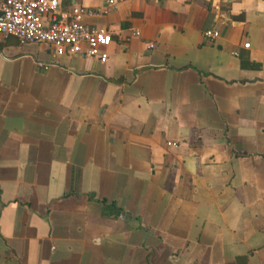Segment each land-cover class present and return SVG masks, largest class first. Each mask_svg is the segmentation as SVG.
Wrapping results in <instances>:
<instances>
[{"label": "crops", "instance_id": "obj_1", "mask_svg": "<svg viewBox=\"0 0 264 264\" xmlns=\"http://www.w3.org/2000/svg\"><path fill=\"white\" fill-rule=\"evenodd\" d=\"M74 6L104 64L0 43V264H264V0Z\"/></svg>", "mask_w": 264, "mask_h": 264}, {"label": "built area", "instance_id": "obj_2", "mask_svg": "<svg viewBox=\"0 0 264 264\" xmlns=\"http://www.w3.org/2000/svg\"><path fill=\"white\" fill-rule=\"evenodd\" d=\"M58 1L0 0V43L15 38L20 45L44 44L52 48L56 57L71 54L104 64L111 34L93 29L82 21L83 17L99 15L78 6L60 13ZM108 3L111 5V1ZM134 36L138 38L140 35L135 33ZM205 38L213 41L219 38V34L209 31Z\"/></svg>", "mask_w": 264, "mask_h": 264}]
</instances>
